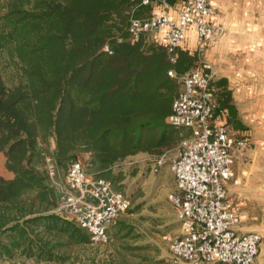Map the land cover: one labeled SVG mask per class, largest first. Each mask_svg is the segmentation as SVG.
I'll return each instance as SVG.
<instances>
[{
  "label": "trees",
  "instance_id": "16d2710c",
  "mask_svg": "<svg viewBox=\"0 0 264 264\" xmlns=\"http://www.w3.org/2000/svg\"><path fill=\"white\" fill-rule=\"evenodd\" d=\"M141 1L0 0V153L14 175L0 178V261L66 264L74 247L92 243L85 229L56 212L60 197L47 157L59 177L89 155L90 174L112 181L113 166L139 151L141 131L161 125L163 103L166 118L174 99L154 81L144 86V77L169 63L166 47L151 34L135 41L127 31L126 16L145 8ZM211 88L216 117L245 130L229 81L216 79ZM138 257L135 264H166Z\"/></svg>",
  "mask_w": 264,
  "mask_h": 264
},
{
  "label": "built area",
  "instance_id": "2783aa9c",
  "mask_svg": "<svg viewBox=\"0 0 264 264\" xmlns=\"http://www.w3.org/2000/svg\"><path fill=\"white\" fill-rule=\"evenodd\" d=\"M152 2L142 0L140 6ZM155 3L158 7L149 16H132L127 31L135 41L151 34L166 47L170 76L177 75L179 50L189 31L196 34L201 49L226 34L224 26L213 22L216 8L209 0H182L174 6L167 0ZM104 50L111 55L114 52L108 45ZM180 80L182 89L172 102L167 123L188 130L190 135L181 141L177 156L164 154L154 163L160 169L169 162L175 177V190L168 199L181 233L170 242L171 264H255L263 236L238 230L241 206L231 198L229 189L240 185L234 165L251 141L217 122L211 88L215 75L210 67L201 62ZM46 168L60 197L56 212L85 229L92 243L109 244L110 227L129 211L131 201L111 180L92 176L81 161L71 163L64 180H59L51 157L46 158Z\"/></svg>",
  "mask_w": 264,
  "mask_h": 264
},
{
  "label": "rangeland",
  "instance_id": "374dc122",
  "mask_svg": "<svg viewBox=\"0 0 264 264\" xmlns=\"http://www.w3.org/2000/svg\"><path fill=\"white\" fill-rule=\"evenodd\" d=\"M179 2L168 3L170 6H174ZM155 6L156 8L158 7L157 3H154L152 8L133 9L126 16V25L132 16L138 18L149 16ZM199 60L197 59L196 61L199 62ZM180 66L176 68L177 75L173 77L168 74L171 66L166 63L162 69L155 71L152 79L144 77L146 82L144 86H153L152 81H154L160 87V91L168 99L173 100L182 89L180 78L188 70L194 68L196 64H191V60L186 59L183 61V65ZM168 104L165 119H163V114L164 110L167 109L166 104L163 103L157 109L156 115L162 118L158 124H161L159 128L141 131L139 151L121 158L112 168L113 177L111 176L112 178L110 179H112L117 188L124 191L131 198L132 207L128 213L121 216L110 227L111 242L107 245L90 243L85 246L74 247L71 253L73 257L66 264H135L140 260L138 256L144 255L162 259L166 264H171L170 242L181 233L175 209L168 199L169 194L175 190V178L169 162L160 169H156L154 165V171L149 168V165H153L155 160L164 154L169 158L177 156L180 151L181 141L189 136V131L175 129L167 123V117L172 109L170 103ZM143 119L150 120L151 118L144 117L141 120ZM222 122L225 123V120L223 119ZM166 127L169 131L162 138V129ZM125 151L129 150L121 151V153ZM254 158V160L250 159V162L256 161L258 167V162L264 163V151L258 150V155ZM79 161L85 165L89 173L92 172L89 166V155L81 156ZM0 178L9 180L3 153H0ZM58 178L59 180H64L65 175L59 172ZM262 183L264 184V181ZM255 215L257 220H254V222L259 225V229L256 232L263 236L260 255L255 264H264V201L260 203ZM116 228L121 229L117 237L115 236ZM0 264L55 263H37L34 260L17 259L14 261H0Z\"/></svg>",
  "mask_w": 264,
  "mask_h": 264
},
{
  "label": "crops",
  "instance_id": "0c3cea01",
  "mask_svg": "<svg viewBox=\"0 0 264 264\" xmlns=\"http://www.w3.org/2000/svg\"><path fill=\"white\" fill-rule=\"evenodd\" d=\"M209 1L216 8L213 22L224 26L226 34L201 49L196 34L189 31L179 50L178 67L186 59L196 64L195 67L202 62L212 69L217 79L229 81L239 117L246 128L237 134L251 141L250 148L237 155L234 170L240 185H230V196L241 206L242 221L238 230L256 232L259 225L254 222L255 212L264 201V163L258 162L257 167V162L252 163L250 159L257 157L258 150L264 151V0ZM223 119L219 117L217 122L223 123ZM8 175L9 180L13 179L9 171Z\"/></svg>",
  "mask_w": 264,
  "mask_h": 264
}]
</instances>
